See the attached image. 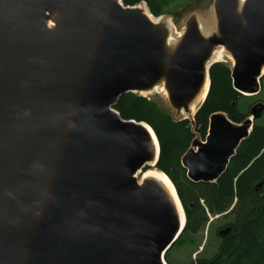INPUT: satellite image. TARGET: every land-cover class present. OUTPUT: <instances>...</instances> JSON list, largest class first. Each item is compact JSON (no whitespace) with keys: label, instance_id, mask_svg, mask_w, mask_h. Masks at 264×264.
Instances as JSON below:
<instances>
[{"label":"water","instance_id":"water-1","mask_svg":"<svg viewBox=\"0 0 264 264\" xmlns=\"http://www.w3.org/2000/svg\"><path fill=\"white\" fill-rule=\"evenodd\" d=\"M218 3L213 33L202 37L190 24L164 70L159 33L122 0H0V264H168L186 216L177 229L158 188L136 184L148 159L139 124L152 127L122 119L115 105L169 67L164 85L189 111L205 72L210 79L221 62L206 65L218 45L235 59L234 88L258 95L264 0H245L241 10L238 0ZM263 117L262 101L242 123L211 115L205 140L196 137L182 158L189 179L216 182ZM159 156L160 147L154 166Z\"/></svg>","mask_w":264,"mask_h":264},{"label":"trees","instance_id":"trees-1","mask_svg":"<svg viewBox=\"0 0 264 264\" xmlns=\"http://www.w3.org/2000/svg\"><path fill=\"white\" fill-rule=\"evenodd\" d=\"M122 1L128 6L144 2L155 17H180L202 0ZM253 97L234 88L230 65L217 62L210 70L209 93L193 120L176 118L134 92L123 94L115 105L122 119L146 122L158 138L160 156L155 168L174 184L186 216V227L172 248L192 247L194 252L195 247L197 251L204 231H208L195 259L179 261L171 248L166 255L168 264H264V117L256 120L216 182L191 181L182 164L194 139L205 140L211 115L223 112L232 121L242 123L250 117ZM261 181L262 189L257 191ZM228 226L231 232L222 236L221 230Z\"/></svg>","mask_w":264,"mask_h":264},{"label":"bare ground","instance_id":"bare-ground-1","mask_svg":"<svg viewBox=\"0 0 264 264\" xmlns=\"http://www.w3.org/2000/svg\"><path fill=\"white\" fill-rule=\"evenodd\" d=\"M244 2L245 0H238V7L240 8V10L243 7ZM134 10L140 12L151 23L152 27L159 33L163 45V50L165 52L162 64L163 69L165 70L167 68L168 62L170 61V58L168 57L169 53L173 51L175 45L179 40H181V38L179 39L177 36H174V34H177L176 27L169 17L154 18L148 11V8L143 4L134 6ZM57 19V15L51 12H47L43 18L44 22L50 29L57 28ZM196 30L199 34L202 35V37H206L213 33V30L204 28L201 25L196 26ZM225 58L235 62V59L227 49V46L218 45L212 49L210 55L208 56L206 65L208 61H222ZM206 68L207 67H205V69ZM204 78L205 80L200 89V92L195 101L190 104L189 110H196L198 104L201 103L207 96L210 86V79L208 78L206 72ZM164 80L165 78L161 77L160 80L156 82V84L150 87H137L134 89V92L141 95L154 94L155 92L165 93L166 87L164 85ZM139 126L148 137V159L144 165L139 166L135 170V172L133 173V179L140 188H143L146 184L149 183L154 184L158 188L168 205V209L175 227L177 229H180L185 222V212L178 196L177 190L169 177L165 173L156 169L154 166L159 154L158 140L151 128L145 126L144 124H139ZM147 164H151L152 166H147ZM146 167L150 168L146 169Z\"/></svg>","mask_w":264,"mask_h":264},{"label":"rangeland","instance_id":"rangeland-1","mask_svg":"<svg viewBox=\"0 0 264 264\" xmlns=\"http://www.w3.org/2000/svg\"><path fill=\"white\" fill-rule=\"evenodd\" d=\"M218 6H219L218 0H202L200 4H195L191 10L186 11L180 17H174L169 15V18L171 19L172 23L174 24L177 30L176 32L177 34H174V36H177L179 39L182 38L183 34L189 29L190 24H195V23L197 25H201L204 28L214 30V28L219 23L218 22L219 14L221 13L220 9L217 8ZM221 62H225L231 67H233L234 65V62L227 58L223 59ZM261 83L263 89L258 95L253 97L254 103H256L257 101L264 102V78ZM143 96L153 100L159 105V107L163 111L169 113L172 116H175L176 118L183 119L187 117L193 120V117L195 115L194 113L195 110H189V111L184 110L183 112L175 113V109L173 108V105L169 103V99L166 93L155 92L154 94L143 95ZM254 103H252V106ZM202 237L203 239L200 238L202 240V243L197 251H195V247H194V252L192 247H190V250L187 249L183 250L181 248H172L171 254H173L174 258H177L179 261H187L190 260L191 258L195 259L197 257V254L203 249L205 245L206 239L208 237L207 229L204 231Z\"/></svg>","mask_w":264,"mask_h":264},{"label":"flooded vegetation","instance_id":"flooded-vegetation-1","mask_svg":"<svg viewBox=\"0 0 264 264\" xmlns=\"http://www.w3.org/2000/svg\"><path fill=\"white\" fill-rule=\"evenodd\" d=\"M176 47L178 48V45H177V44L175 45V48L173 49V51L170 52L169 57H172V58H173L174 56H176V51H175V49H177ZM171 73H172V72L169 71V67H168V69L166 70V72H165V74H164V78H171V76H170ZM166 85H167V83H166ZM262 89H263V87H262ZM261 91H262V90H261ZM165 93H166L167 96H168L169 103L173 105V108L175 109V113L183 112V111L185 110L183 106L178 105V104H176V103L174 102V101H175L174 99H175L176 97L174 98V97L171 96V94L169 93L167 87H166V92H165ZM176 99L178 100V98H176Z\"/></svg>","mask_w":264,"mask_h":264}]
</instances>
